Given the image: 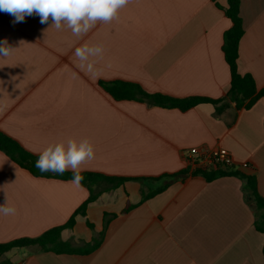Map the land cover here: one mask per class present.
Wrapping results in <instances>:
<instances>
[{
  "label": "crops",
  "instance_id": "obj_1",
  "mask_svg": "<svg viewBox=\"0 0 264 264\" xmlns=\"http://www.w3.org/2000/svg\"><path fill=\"white\" fill-rule=\"evenodd\" d=\"M239 10L245 33L238 68L263 89L264 0H240ZM231 26L211 0H131L117 18L81 37L66 25L57 30L51 17L41 24L33 13L16 22L0 11V42L14 48L0 56V131L35 154L87 138L95 158L81 171L132 178L182 174L128 180L89 203L87 218L78 215L62 238L89 242L102 231L104 215L116 214L93 253L16 248L0 255V264H264V233L255 227L244 181L194 175L186 155L194 147L227 148L237 164L232 170L255 176L264 197V99L249 109L232 103L216 114L210 103L181 111L116 101L99 85L123 80L151 93L223 98L231 86L223 52ZM85 43L103 45L102 58L90 57L97 75L74 55ZM70 181L34 176L0 151V205L7 196L16 208L15 215L0 214V243L38 237L68 222L90 196L88 187ZM167 181L165 190L143 200ZM128 205L134 207L122 213Z\"/></svg>",
  "mask_w": 264,
  "mask_h": 264
},
{
  "label": "trees",
  "instance_id": "obj_2",
  "mask_svg": "<svg viewBox=\"0 0 264 264\" xmlns=\"http://www.w3.org/2000/svg\"><path fill=\"white\" fill-rule=\"evenodd\" d=\"M211 1L214 2L219 9L224 10L226 16L232 23V26L224 34L223 44V52L231 76V86L225 97L211 99L201 96L176 97L164 93H151L138 83L123 80L100 81L99 85L102 89L116 101L143 102L152 106L166 109H179L181 111H186L202 103H210L215 106L216 114H220L232 103L235 104L237 109H249L259 99H264V88L260 89L255 78L251 74H242L238 68L240 56L239 47L245 33L239 10L240 0H226L227 5L225 7L219 3V0ZM0 151L4 152L21 168L26 169L34 176L72 180L71 171H66L63 175H57L52 172H40L35 167V162L38 159L39 154L30 152L18 141L2 131H0ZM193 174L204 176L208 181H213L225 176H237L242 179L244 181V194L246 200L254 211L255 227L258 231L264 233V197L259 193L257 178L255 176L234 171L232 169L222 168L220 166L198 169L194 171ZM81 175L83 176L81 185L90 189V196L76 210L68 222L51 228L38 237H24L7 243H0V255H4L16 248L29 247H36L40 251H52L58 254L87 255L93 253L102 245L107 226L116 214L106 213L104 215L102 231L96 234L98 236L95 235L89 242L85 241L78 245H73L70 241H65L62 238V233L65 229H72L74 227L78 215L87 218L86 210L89 203L95 201L103 191L118 188L128 180H159L166 177L174 180L182 176V174H170L151 178H132L110 176L90 171H81ZM169 182L171 181H167L151 193L144 194L143 200L165 190ZM94 187H100V189H94ZM133 207L134 205H128L122 213L128 212ZM87 226L94 229V225L88 219ZM7 263V261H4L1 264Z\"/></svg>",
  "mask_w": 264,
  "mask_h": 264
},
{
  "label": "clouds",
  "instance_id": "obj_3",
  "mask_svg": "<svg viewBox=\"0 0 264 264\" xmlns=\"http://www.w3.org/2000/svg\"><path fill=\"white\" fill-rule=\"evenodd\" d=\"M129 3L131 0H0V11L13 15L16 22L23 21L25 16L33 13L40 17L41 24H46L51 17L52 25L57 30L66 25L74 36L81 37L98 22L109 23L117 18L119 10ZM13 50L7 40L0 42V56L7 57ZM103 53V45L90 46L85 43L75 49L74 55L81 62L82 69L86 68L88 73L97 75L96 60H90V57L102 58ZM94 158V146L89 139H68L47 146L39 153L35 167L42 173L57 175L71 171L70 183L79 187L83 180L81 165ZM15 213L16 208L8 206L6 196V202L0 205V214L8 216Z\"/></svg>",
  "mask_w": 264,
  "mask_h": 264
},
{
  "label": "built area",
  "instance_id": "obj_4",
  "mask_svg": "<svg viewBox=\"0 0 264 264\" xmlns=\"http://www.w3.org/2000/svg\"><path fill=\"white\" fill-rule=\"evenodd\" d=\"M189 164L194 171L205 169L211 166H220L226 169L236 168L237 164L232 153L224 147L207 148L194 147L187 151ZM243 168H249L250 164L244 162L240 164Z\"/></svg>",
  "mask_w": 264,
  "mask_h": 264
},
{
  "label": "rangeland",
  "instance_id": "obj_5",
  "mask_svg": "<svg viewBox=\"0 0 264 264\" xmlns=\"http://www.w3.org/2000/svg\"><path fill=\"white\" fill-rule=\"evenodd\" d=\"M96 236H98V235H96Z\"/></svg>",
  "mask_w": 264,
  "mask_h": 264
}]
</instances>
